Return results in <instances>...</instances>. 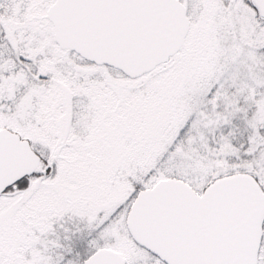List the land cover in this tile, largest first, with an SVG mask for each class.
Returning <instances> with one entry per match:
<instances>
[{"label": "snow or ice", "instance_id": "6c2138e0", "mask_svg": "<svg viewBox=\"0 0 264 264\" xmlns=\"http://www.w3.org/2000/svg\"><path fill=\"white\" fill-rule=\"evenodd\" d=\"M0 264H264V0H0Z\"/></svg>", "mask_w": 264, "mask_h": 264}]
</instances>
